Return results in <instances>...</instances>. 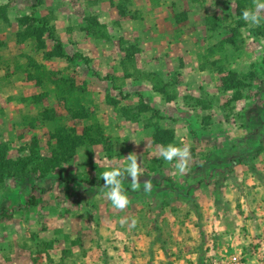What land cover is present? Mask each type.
Listing matches in <instances>:
<instances>
[{
  "label": "rangeland",
  "instance_id": "374dc122",
  "mask_svg": "<svg viewBox=\"0 0 264 264\" xmlns=\"http://www.w3.org/2000/svg\"><path fill=\"white\" fill-rule=\"evenodd\" d=\"M245 9L254 0H0V264H208L247 244L264 191L247 211L229 187L246 170L238 190H264V11L253 25ZM169 144L188 147L185 172L161 156ZM228 154L249 169L204 163Z\"/></svg>",
  "mask_w": 264,
  "mask_h": 264
},
{
  "label": "clouds",
  "instance_id": "9594fccd",
  "mask_svg": "<svg viewBox=\"0 0 264 264\" xmlns=\"http://www.w3.org/2000/svg\"><path fill=\"white\" fill-rule=\"evenodd\" d=\"M254 3L256 5L255 11L251 9H245L242 13V18L253 25H257L262 18L260 13L264 11V3H260L259 0H254ZM160 154L167 162H171L174 158L177 159L178 163L175 165V167L180 172H185L187 170L186 163L190 155L188 147L180 148L169 144L166 147H161ZM127 158L130 161V164L128 165L126 171L130 174L131 177L132 190L137 191L139 190V165L135 156L129 155ZM121 175L122 173L119 170L106 171L103 173L105 187L108 189L106 193L107 198L110 199L112 205L119 210L125 209L129 204V199L124 194L120 180L118 179V177H120ZM144 183L145 191L150 190V182L145 180ZM135 223L136 221L133 220L132 226H135Z\"/></svg>",
  "mask_w": 264,
  "mask_h": 264
},
{
  "label": "crops",
  "instance_id": "0c3cea01",
  "mask_svg": "<svg viewBox=\"0 0 264 264\" xmlns=\"http://www.w3.org/2000/svg\"><path fill=\"white\" fill-rule=\"evenodd\" d=\"M253 116H254V114H252L250 117L252 118ZM253 120H254V122H253ZM259 121H260L259 118L258 119L252 118V121L251 122L248 121V123H246L247 124V128H249V130L255 129V127L253 125H257L256 127L259 128V125H262V124H258ZM231 126L232 125H229V129L232 132L234 130V128L231 127ZM228 138L231 140V142H234L233 139L230 138V136ZM247 141H249V139ZM251 141L252 140H250L249 142H251ZM235 158L237 160H234ZM245 158H249L248 155ZM245 158L239 159V157H235L232 154H228V155L214 156V158L212 157L211 160H209V161L206 159L204 161V163H205L206 167H210V166L211 167H214L215 166V167H218V168L220 167L221 168V166H226V165H229V167H230L231 166L230 165V162H232L231 163L232 166L229 169H232V168H235V169L236 168H240V166H242V167H244L246 169H249V166L248 165H249L250 162L247 163V159H245ZM200 171H201V168H200ZM241 171L242 172H240V171H237V172L240 173V174H242V173L247 174L248 173L246 170H241ZM222 172L223 171L221 170V173ZM178 173L176 175L179 177V174ZM208 173L212 174L215 177H217L218 175H220L219 173H217V170L214 173L213 172H208ZM238 173L235 174V176H234V178L232 180H235V181H237L236 183H240L241 184L240 177H238L239 176ZM201 176L202 177L203 176L206 177V174L204 175V173H203V174H201ZM249 178L251 179V177H249ZM189 180L190 179H187L185 181V183L188 184L189 183ZM236 183H233L232 182L231 183L232 185H230L229 189H232L231 192H232V194H233V196L235 198L237 197V199H238V196H240V195L242 196L241 197V201L244 204H242L241 207L243 209L247 210V211L248 210H251V211L258 210V207L260 206L261 201L263 199V197H262L263 191H264L263 188L256 186L255 188L249 187V188L245 189L244 191H241V190L239 191L238 190V187L236 186L237 185ZM247 183H251V182L249 181ZM245 187H248V186H245ZM205 188H206V186L199 185L198 188L191 187L190 190H193V192L196 195L199 196V198L197 200V203L199 205H205V206H207V205H210L211 202L213 204V201L211 199V194H214V191L215 190L213 188H211V189L209 188L208 190H206ZM240 189H242V188H240ZM222 190H224V194H225L227 188L226 189H222ZM218 193H220V192L218 191ZM217 203H218V201H217ZM247 221L250 222L251 220L248 219Z\"/></svg>",
  "mask_w": 264,
  "mask_h": 264
},
{
  "label": "built area",
  "instance_id": "2783aa9c",
  "mask_svg": "<svg viewBox=\"0 0 264 264\" xmlns=\"http://www.w3.org/2000/svg\"><path fill=\"white\" fill-rule=\"evenodd\" d=\"M211 257L208 264H264V217L257 220L256 232L237 253H218Z\"/></svg>",
  "mask_w": 264,
  "mask_h": 264
},
{
  "label": "trees",
  "instance_id": "16d2710c",
  "mask_svg": "<svg viewBox=\"0 0 264 264\" xmlns=\"http://www.w3.org/2000/svg\"><path fill=\"white\" fill-rule=\"evenodd\" d=\"M77 57H79V56H76V55H75V56H73V57H70V58H71V59H75V58H77Z\"/></svg>",
  "mask_w": 264,
  "mask_h": 264
}]
</instances>
